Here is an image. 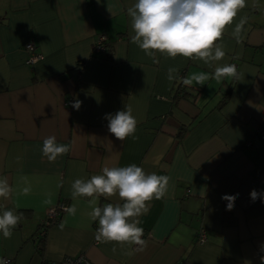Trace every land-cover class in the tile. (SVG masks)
Listing matches in <instances>:
<instances>
[{
	"label": "crops",
	"instance_id": "crops-1",
	"mask_svg": "<svg viewBox=\"0 0 264 264\" xmlns=\"http://www.w3.org/2000/svg\"><path fill=\"white\" fill-rule=\"evenodd\" d=\"M135 2L0 0V178L14 189L0 198V214L23 213L11 238L0 233V259L57 264L85 254L93 264H261L264 196L253 201L250 193H264V0H247L217 41L224 58L210 64L159 52L150 57L132 43L127 9ZM242 17L238 43L232 33ZM102 35L107 58L94 51ZM29 41L41 55L35 63L27 62ZM225 64L236 65L238 79L182 83ZM169 68L178 69L172 81ZM76 99L79 110L72 107ZM126 107L138 122L137 138L120 141L105 116ZM48 136L69 147L54 162L41 151ZM130 164L170 177L167 195L139 217L147 248L133 254L134 245L97 242L90 198L71 196L76 179ZM29 185L30 194H21ZM236 194L228 210L222 197ZM62 202L75 203L76 214L64 212L58 223L44 225ZM108 203L121 201L99 200ZM202 228L207 241L200 244Z\"/></svg>",
	"mask_w": 264,
	"mask_h": 264
},
{
	"label": "clouds",
	"instance_id": "clouds-1",
	"mask_svg": "<svg viewBox=\"0 0 264 264\" xmlns=\"http://www.w3.org/2000/svg\"><path fill=\"white\" fill-rule=\"evenodd\" d=\"M99 2V0H98ZM247 6V0H136L134 5L127 9L134 32L132 43L136 44L148 56L159 52L168 57L195 58L205 64L219 61L224 58L225 52L217 41L223 38L225 30L233 24L238 13ZM247 22L242 17L236 25L232 35L241 42V32ZM177 68L168 69V80L176 77ZM225 77L239 78L237 67L234 64L217 66L214 74L200 72L182 79L185 86H203L210 78L221 81ZM82 101L76 99L72 107L79 110ZM108 131L117 140L124 141L127 137L134 136L137 120L132 115L131 108L117 111L115 114H106ZM44 157L49 162H54L57 157L67 154L69 147L58 143L55 136L43 139L41 149ZM21 180L28 184L27 177ZM170 177L156 173L146 174L144 169L136 164L122 167H104L102 174L93 175L90 179H76L71 185L73 200L79 197H88L91 211L88 213L91 221L98 222L94 233L97 242H115L121 246L127 244L136 246L128 254L142 252L147 248V240L142 238L145 230L140 227V219L149 211L150 202L164 198L169 190ZM14 189L6 177L0 178V198L8 199ZM31 187L26 186L21 194L28 195ZM236 195H225L227 209L234 206ZM118 196L121 203H108L99 205L101 197L110 198ZM253 201L264 193L253 189L250 193ZM45 204L51 200L46 199ZM68 215H75L77 208L73 203L64 209ZM23 213L17 214L13 210H5L0 214V233L5 239L13 235V229L18 225ZM115 247L113 251H115ZM0 264H9V261L0 259ZM248 264V262H246ZM264 264V256L261 257Z\"/></svg>",
	"mask_w": 264,
	"mask_h": 264
},
{
	"label": "built area",
	"instance_id": "built-area-1",
	"mask_svg": "<svg viewBox=\"0 0 264 264\" xmlns=\"http://www.w3.org/2000/svg\"><path fill=\"white\" fill-rule=\"evenodd\" d=\"M106 38H107L106 36L102 35L96 40V43L94 45V51L96 53H100L103 51L105 42L107 40ZM25 49L31 53L27 62L35 63L41 58V55L36 53V46L32 41L26 43ZM261 129H262L261 138L264 139V126ZM66 207H68L67 203L62 202L58 204L56 207L50 209L47 213V217L45 218L43 224L50 225L53 222L57 221V219H59V217L65 212L64 209ZM44 233L45 231L41 232V234ZM206 241H207L206 230L202 228L198 233L197 242L203 244ZM5 260L9 261V264H12L10 259H5ZM57 264H93V263L85 254H80L76 256H65Z\"/></svg>",
	"mask_w": 264,
	"mask_h": 264
},
{
	"label": "trees",
	"instance_id": "trees-1",
	"mask_svg": "<svg viewBox=\"0 0 264 264\" xmlns=\"http://www.w3.org/2000/svg\"><path fill=\"white\" fill-rule=\"evenodd\" d=\"M107 44L108 43L106 41L102 53H106V51L108 50V49L106 50V48H108L107 47ZM107 54L108 53L103 54L102 56L104 58H107V56H108ZM80 65H81V63L78 66H80ZM178 90H179L178 92H182L183 91V86L182 85H179ZM176 94H177V92H176ZM179 136H181V132L179 133ZM56 222L58 223V220ZM38 240H39V247H40V249H43V244L45 243V233L44 234H40L39 237H38Z\"/></svg>",
	"mask_w": 264,
	"mask_h": 264
}]
</instances>
